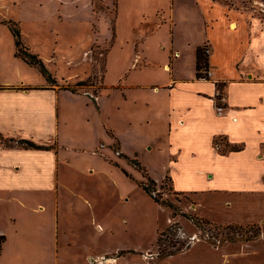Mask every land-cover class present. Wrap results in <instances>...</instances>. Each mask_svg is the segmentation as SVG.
Masks as SVG:
<instances>
[{
  "label": "rangeland",
  "instance_id": "rangeland-1",
  "mask_svg": "<svg viewBox=\"0 0 264 264\" xmlns=\"http://www.w3.org/2000/svg\"><path fill=\"white\" fill-rule=\"evenodd\" d=\"M214 1L216 6L204 0H0L4 61L15 56V40L7 28L11 26L19 29L27 52L38 56L56 82L49 83L37 67L23 62L16 72L2 71L0 80L22 76L28 83L45 81L56 91L83 98L87 106L71 97L67 110L71 128L79 124L67 136L73 146L65 148L66 159L87 174L71 171L74 179L67 177L69 191L61 195L82 194L94 207L79 203L70 218L74 256L107 252L102 258L115 260L112 264H163L172 259L250 264L264 259V199L256 196L255 202L244 194L219 212L201 194L184 193L208 188L197 178L188 182L183 168L172 167L171 150H160L159 141L166 140L169 129L168 107L163 99L156 105L137 87L165 81L170 72L164 64H170L172 46L182 56L174 69L182 77L192 76L194 48L226 31V3L240 14L237 23L264 19V0ZM233 7L231 12H236ZM201 48L209 66L210 45ZM200 71L210 80L209 68ZM221 86L216 109L225 103ZM78 141L81 145L75 147ZM213 146L221 152L233 147L218 137ZM147 176L156 182L153 194L160 204L140 187ZM198 203L208 218L196 211ZM224 211L228 215L222 216ZM94 217L104 218L103 230L96 229ZM176 249L184 250L167 256Z\"/></svg>",
  "mask_w": 264,
  "mask_h": 264
},
{
  "label": "crops",
  "instance_id": "crops-1",
  "mask_svg": "<svg viewBox=\"0 0 264 264\" xmlns=\"http://www.w3.org/2000/svg\"><path fill=\"white\" fill-rule=\"evenodd\" d=\"M204 1L216 6L214 0ZM232 7L225 4L222 23L226 31L194 48L192 76L182 77L174 69L182 56L172 46L170 64H164L165 71L170 72L165 81L137 86L148 92L150 101L157 105L163 99L168 107L166 140L158 141L162 142L160 150H171L172 167L183 168L190 183L196 178L208 183V189L184 193L201 194L216 211L228 209L244 194L255 202L256 196L264 199V19L237 23L240 14L234 7L236 12H231ZM205 43L211 48L210 80L196 78L197 50ZM14 47L15 55V43ZM4 60L0 54V73L16 72L22 62L28 65L16 55L9 62ZM217 84L225 93L221 114L215 104ZM46 85L45 81L28 83L22 76L0 80V237H5L0 264H112L116 261L102 258L107 252L89 251L78 258L71 250L70 218H74L79 203L94 207L82 194L61 195L69 191L66 179L71 171L87 174L66 159L69 154L65 148L73 146L67 136L79 124L71 128L67 110L71 97L87 106L83 98ZM162 92L165 94L159 98ZM216 137L233 147L218 151L213 146ZM21 140L40 148L24 147L19 144ZM78 142L75 147L81 145ZM201 204L196 211L208 218ZM225 211L222 216L228 215ZM103 221L93 218L97 230H103ZM181 261L172 259L163 264H202L199 259ZM250 264H264V259L251 260Z\"/></svg>",
  "mask_w": 264,
  "mask_h": 264
},
{
  "label": "trees",
  "instance_id": "trees-1",
  "mask_svg": "<svg viewBox=\"0 0 264 264\" xmlns=\"http://www.w3.org/2000/svg\"><path fill=\"white\" fill-rule=\"evenodd\" d=\"M10 30H11L13 36H14V39H15V46H16V54L15 55H16V57L21 58L22 60L27 62V64H29L30 66L33 65V66L37 67L40 70V72L47 78L48 82L54 84L56 81L51 76V74L48 72V70L44 66L43 62L38 58V56L35 55V54H32L30 52H27L28 49L23 45V43H22V41L20 39V31H19V29L13 28V27L10 26ZM196 58H197V62H196V71H197L196 72V78L197 79L209 80V76L207 74H202L201 71H200L202 68H208V61H207V58L205 56V52H204L203 48L200 47L197 50ZM217 87H220V84H217ZM19 144L24 146V147H28V148H37V149L40 148V146L36 145L35 143H33L31 141L21 140V141H19ZM238 150H239L238 148H234L233 149V151H238ZM137 166H138V168H142V166H140L139 163L137 164ZM142 169H144V168H142ZM147 178H148L147 183L142 182L140 187L149 196H151L153 198V200L157 204H160L161 201L157 198V196L155 197L154 194H153V192L156 191V182L150 176H147ZM235 228H239V226L235 227ZM4 241H5V237L1 236L0 237V251H1L2 244H3ZM182 250H184V249H176L173 252H169L167 254V256L177 255L180 252H182Z\"/></svg>",
  "mask_w": 264,
  "mask_h": 264
},
{
  "label": "built area",
  "instance_id": "built-area-1",
  "mask_svg": "<svg viewBox=\"0 0 264 264\" xmlns=\"http://www.w3.org/2000/svg\"><path fill=\"white\" fill-rule=\"evenodd\" d=\"M217 110H218V112L221 114V113H223V111H224L225 109H224L223 106H221V107H219ZM92 264H93V263H92Z\"/></svg>",
  "mask_w": 264,
  "mask_h": 264
}]
</instances>
